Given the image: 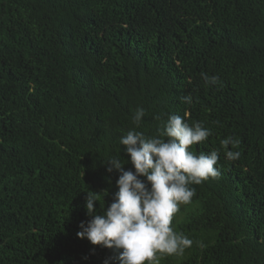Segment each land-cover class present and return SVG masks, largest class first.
<instances>
[{
    "label": "trees",
    "instance_id": "trees-1",
    "mask_svg": "<svg viewBox=\"0 0 264 264\" xmlns=\"http://www.w3.org/2000/svg\"><path fill=\"white\" fill-rule=\"evenodd\" d=\"M170 115L211 130L189 150L221 175L190 185L170 227L193 243L158 264H264V0H0V264H118L76 235L86 196L106 209L120 138Z\"/></svg>",
    "mask_w": 264,
    "mask_h": 264
},
{
    "label": "clouds",
    "instance_id": "clouds-1",
    "mask_svg": "<svg viewBox=\"0 0 264 264\" xmlns=\"http://www.w3.org/2000/svg\"><path fill=\"white\" fill-rule=\"evenodd\" d=\"M202 78L209 85L219 83L217 76L202 74ZM181 99L188 104L192 102L191 96ZM144 115V109H138L134 124L139 126ZM211 134L202 122L190 126L177 115H170L156 136L145 137L141 132L128 131L120 138L128 160L121 159L118 153L105 161L107 172L119 173L118 190L106 209L104 200L102 205L98 202V194L88 192L85 209L90 219L78 225L77 237L117 252L114 259L118 264H158L165 255H182L193 241L170 227L172 217L180 204L190 203L195 195L190 185L221 175L215 167L218 151L195 155L189 150ZM221 145L227 160L240 157V152L229 150L230 145L238 147L239 140L228 137ZM125 163H131L134 171L124 170ZM103 193V197L107 195L106 190ZM96 203H99V212L94 207ZM111 259H106L104 264H109Z\"/></svg>",
    "mask_w": 264,
    "mask_h": 264
}]
</instances>
